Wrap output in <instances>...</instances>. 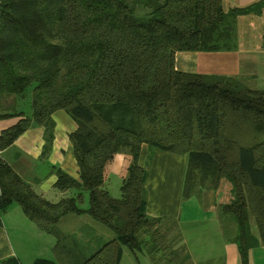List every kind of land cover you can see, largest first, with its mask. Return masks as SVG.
<instances>
[{"label":"trees","instance_id":"trees-1","mask_svg":"<svg viewBox=\"0 0 264 264\" xmlns=\"http://www.w3.org/2000/svg\"><path fill=\"white\" fill-rule=\"evenodd\" d=\"M264 0L225 9L223 0H0V151L26 129L53 137L52 114L63 110L78 178L56 170L57 202L37 194L0 157V215L17 203L37 227L60 238L59 219L88 214L114 238L79 264H119L123 249L142 250L143 237L164 218L146 213L143 144L187 155L182 197L231 184L219 211L234 219L241 264L264 245V89L238 77L176 69L178 51L237 47V17L259 13ZM135 6L141 11L136 12ZM130 159L113 197L104 187L116 153ZM88 207H82L84 193ZM256 229V232L254 231ZM159 233V232H158ZM2 264H19L14 257ZM32 264H61L37 258ZM189 264L185 249L183 263Z\"/></svg>","mask_w":264,"mask_h":264},{"label":"crops","instance_id":"crops-1","mask_svg":"<svg viewBox=\"0 0 264 264\" xmlns=\"http://www.w3.org/2000/svg\"><path fill=\"white\" fill-rule=\"evenodd\" d=\"M254 1L256 0H223V4L225 9H228ZM254 36L255 43L245 42V39ZM237 38L238 46L230 51H178L175 54V67L185 72L197 70L198 73L235 76L243 83H264V5L259 13H248L237 17ZM245 64L248 68L241 69ZM52 120L53 137L48 148L45 147L43 126L33 124L10 146L0 151V157L37 194L50 202H57L67 196L68 192L55 188L56 170L61 169L78 178L79 169L68 137L76 128L75 122L66 116L63 110L54 111ZM13 123L12 118L0 119V132ZM151 147L143 144L138 160L145 170L147 215L153 218L172 216L178 220V223L196 222L193 225L189 224V227L193 228V240L197 238L204 240V243H194L190 247L186 245L189 241L185 243L181 238L189 254V264H241L239 250L234 242L237 228L232 222L225 227L221 223L222 217L218 214L219 207H216L220 204L217 202L218 190H202L199 194L201 203L189 205L186 213L183 214L181 209L183 201L194 197L193 195L188 198L182 197L187 155H178ZM122 157L121 154H115L111 162L113 164H110L111 173L126 170ZM194 210L195 213H192ZM199 219L211 222V229L206 232L205 227L198 223ZM57 228L61 233L60 238L40 230L24 215L17 203H12L0 215V264L10 257H14L19 264H32L37 258L53 259L61 264H79L82 259L114 238L111 230L103 228L101 223L86 213L64 214L59 219ZM11 235H14L20 243L35 244L34 257L29 259V263L16 254ZM43 254L50 256L53 254V257ZM248 264H264V245H256L249 249Z\"/></svg>","mask_w":264,"mask_h":264},{"label":"rangeland","instance_id":"rangeland-1","mask_svg":"<svg viewBox=\"0 0 264 264\" xmlns=\"http://www.w3.org/2000/svg\"><path fill=\"white\" fill-rule=\"evenodd\" d=\"M128 1L135 5L138 0H128ZM135 9H136V12H139L142 10L140 6H135ZM236 31H237V24H236ZM245 42L255 43L256 42L255 36L250 39H245ZM237 46H238V38H237ZM247 68L248 66L245 64L241 69H247ZM254 69L256 70V67ZM196 72L198 73L197 70ZM213 74H218V73H213ZM222 75H226V74H222ZM227 76H230V75H227ZM244 83L246 86L253 88V89H264V83H261V82H244ZM63 112L64 114H66V116H69L68 113H66L65 111ZM116 154H121L123 156L122 160H124V164L126 165L129 164L128 162L130 159L129 149H123L122 151ZM110 164H113V163L110 162ZM110 164L107 166V171H106L107 177L104 183V187L109 191V193L113 197H119L121 181L123 177L125 176L126 170L122 169L119 172H116L113 174L111 173ZM199 194L200 193L193 195L194 197H192L190 200L183 201L182 206H181L183 214L186 213V208H188L189 205L194 204V203H197V204L201 203L200 201L201 198L199 197ZM217 196H218L217 197L218 203H225L231 200L232 198L231 184L228 180L224 179L221 181V185L218 188ZM81 206L88 207V195L86 192L84 193V199H83V202L81 203ZM216 207H219V206L216 205ZM192 213H195V210L192 211ZM218 214L222 217L221 223H223L225 227L230 222H232V224L236 226V224L234 223L235 221L231 215L229 214L221 215L223 213L219 211V208H218ZM223 216H226V217H223ZM163 222L164 224H162V226L158 230L159 233L158 232L154 233L151 230L145 236H143L146 239V243L142 247V250L136 251L134 254L130 252L126 247H122L123 254H122V259L120 261V264H182L186 245H189L191 247L192 244L194 243H197V244L204 243V240L201 241L197 238L193 240V228H190L189 224L193 225L196 222L182 221L178 223V220L172 216H166ZM198 223H200L201 225H203V227H205L204 229L206 232L209 229H211V222H208V220L203 221L199 219ZM252 225L254 228L253 223ZM102 226L103 228L108 230L103 224ZM186 227L190 229L187 230ZM254 231L256 232L255 228H254ZM181 238L184 239L185 243H187V241L189 242L184 246L182 244ZM11 241H12V245L18 257H20L22 260L27 261V262L30 261L29 259H33L34 257L33 247L35 245L33 242L24 243V244L20 243L17 241L14 235H11ZM44 256L53 257V254H51V256L50 254H45Z\"/></svg>","mask_w":264,"mask_h":264}]
</instances>
